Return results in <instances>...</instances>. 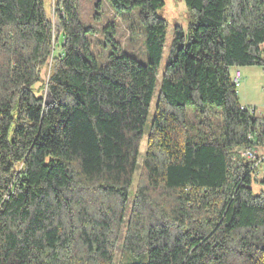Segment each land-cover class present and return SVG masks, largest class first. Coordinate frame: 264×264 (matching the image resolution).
<instances>
[{
	"label": "trees",
	"instance_id": "16d2710c",
	"mask_svg": "<svg viewBox=\"0 0 264 264\" xmlns=\"http://www.w3.org/2000/svg\"><path fill=\"white\" fill-rule=\"evenodd\" d=\"M183 1L159 79L165 0H107L139 10L146 64L108 27L104 66L78 0H57L56 55L43 0H0V264H115L121 239L118 264H264L259 165L240 155L264 153V103L260 117L241 106L230 74L264 72V0Z\"/></svg>",
	"mask_w": 264,
	"mask_h": 264
},
{
	"label": "rangeland",
	"instance_id": "374dc122",
	"mask_svg": "<svg viewBox=\"0 0 264 264\" xmlns=\"http://www.w3.org/2000/svg\"><path fill=\"white\" fill-rule=\"evenodd\" d=\"M44 7L46 9L47 18L51 25V39H52V52L58 54V47L54 49V45L57 44L60 35L59 17L57 12V0H43ZM77 11L81 24L84 27L90 28L93 33L87 35L86 39L89 44V50L91 55L96 60L99 66H104L108 62V56L111 53L110 47L106 42V37L103 33L105 28L110 27L114 33V41L121 49L122 53L133 57L138 63L146 64V50H145V32L138 20V9L130 12H116L114 11L107 0H78ZM159 15L166 22V43L164 49L163 60L159 69V79L162 74V69L165 65L166 58L168 56L170 43L174 35L175 28H186L189 22V14L185 7L183 0H165L163 9L159 12ZM61 37V36H60ZM53 49L55 51H53ZM54 60L49 57L47 63L40 69V82L35 85L34 89L36 94L45 100V104L48 103L47 84L52 72ZM238 69L242 76L240 85L236 88L238 101L241 106L254 109L255 117H260L262 114L264 103V72L259 67H244V68H231L230 74ZM158 90V87H157ZM156 94L153 103L150 108L149 120L147 127L145 128V134L140 145V161L146 148V139L149 132V125L151 116L154 110V103L156 101ZM189 118L197 124L194 114L190 111ZM213 129L217 130L219 124L218 119L213 118ZM258 157H263L262 162L258 167V175L251 186L253 194L258 195L264 193V153L263 151H257ZM140 170L136 172V180ZM123 237V235H122ZM122 239L119 241L116 249L115 264H118L123 260V251L121 249ZM144 258H134L130 255L124 256L125 263H140Z\"/></svg>",
	"mask_w": 264,
	"mask_h": 264
},
{
	"label": "built area",
	"instance_id": "2783aa9c",
	"mask_svg": "<svg viewBox=\"0 0 264 264\" xmlns=\"http://www.w3.org/2000/svg\"><path fill=\"white\" fill-rule=\"evenodd\" d=\"M231 81L236 88L240 85L242 81V76L238 69H236L234 73L231 75ZM240 155L244 160L254 163V167L257 168L258 165H260L261 159H258L257 150L254 147H248L241 150Z\"/></svg>",
	"mask_w": 264,
	"mask_h": 264
}]
</instances>
